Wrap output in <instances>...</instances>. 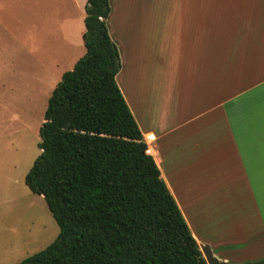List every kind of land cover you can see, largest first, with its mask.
<instances>
[{"label": "crops", "instance_id": "crops-1", "mask_svg": "<svg viewBox=\"0 0 264 264\" xmlns=\"http://www.w3.org/2000/svg\"><path fill=\"white\" fill-rule=\"evenodd\" d=\"M11 1L0 0V14ZM86 1L71 0L78 33ZM109 6L115 80L143 139L154 134L150 154L190 232L227 264L264 261V0ZM63 17L57 38L43 22L45 56L35 63L45 74L57 66L56 48L66 51L78 34ZM37 29L5 37L24 45ZM3 51L0 20V65Z\"/></svg>", "mask_w": 264, "mask_h": 264}, {"label": "trees", "instance_id": "trees-1", "mask_svg": "<svg viewBox=\"0 0 264 264\" xmlns=\"http://www.w3.org/2000/svg\"><path fill=\"white\" fill-rule=\"evenodd\" d=\"M109 11L86 1L85 52L48 98L25 183L59 231L18 264H207L115 80Z\"/></svg>", "mask_w": 264, "mask_h": 264}, {"label": "rangeland", "instance_id": "rangeland-1", "mask_svg": "<svg viewBox=\"0 0 264 264\" xmlns=\"http://www.w3.org/2000/svg\"><path fill=\"white\" fill-rule=\"evenodd\" d=\"M64 13L68 28L78 33L80 12L71 0H13L0 14V264H18L50 244L59 231L42 195L26 185L25 175L40 152L39 128L48 98L62 74L85 52L78 33L66 51L56 48L57 66L50 73L36 65L45 56L40 46L43 22L51 25L52 33L56 30L57 38ZM35 26L39 33L25 35L20 41L24 45L5 37L8 31L32 32Z\"/></svg>", "mask_w": 264, "mask_h": 264}, {"label": "water", "instance_id": "water-1", "mask_svg": "<svg viewBox=\"0 0 264 264\" xmlns=\"http://www.w3.org/2000/svg\"><path fill=\"white\" fill-rule=\"evenodd\" d=\"M199 248L207 264H227L224 260L218 258L207 243L199 244Z\"/></svg>", "mask_w": 264, "mask_h": 264}, {"label": "built area", "instance_id": "built-area-1", "mask_svg": "<svg viewBox=\"0 0 264 264\" xmlns=\"http://www.w3.org/2000/svg\"><path fill=\"white\" fill-rule=\"evenodd\" d=\"M154 139V134L153 133H149L144 139H143V141L145 142V144H146V149H145V151L147 152V153H151V147L147 144L148 142H150L151 140H153Z\"/></svg>", "mask_w": 264, "mask_h": 264}]
</instances>
